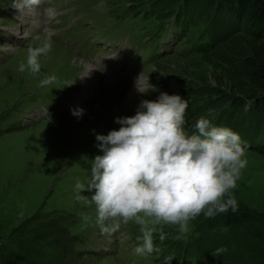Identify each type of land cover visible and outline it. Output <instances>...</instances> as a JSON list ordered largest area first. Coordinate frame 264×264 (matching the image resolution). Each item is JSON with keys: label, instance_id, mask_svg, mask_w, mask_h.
Segmentation results:
<instances>
[{"label": "rangeland", "instance_id": "rangeland-1", "mask_svg": "<svg viewBox=\"0 0 264 264\" xmlns=\"http://www.w3.org/2000/svg\"><path fill=\"white\" fill-rule=\"evenodd\" d=\"M218 1L44 0L39 8L24 13L13 7L14 0H0V264L7 257H19L24 264H203L198 253L187 251L193 241L208 237L204 225L211 218L203 213L189 222V231L181 239H177L178 226H158L153 240L159 252L140 256L134 252L142 243L140 226L130 222L111 236L102 234L91 193H80L89 202L77 199L76 183L87 185L92 160L103 155L96 135L118 130L116 118L134 116L141 101H155L162 92L187 100L189 134L204 117L240 135L247 165L231 190L236 210L221 214L237 216L248 228L264 232V120L255 124L263 131L255 133L250 127L254 119L245 118L252 110L264 117V91L243 75L230 77L221 55L229 51L231 40L241 42L245 35L226 4ZM141 3L148 15L135 7ZM47 7L57 12L50 23L43 11ZM142 13L144 26L158 30L152 43L143 33L128 39L130 30L120 31L127 16L135 23ZM217 15L226 19H220L223 23L216 28L213 49L201 51L204 43L191 49L212 38V17ZM75 16L83 19L77 28L91 27L95 32L106 28L108 38L100 29L83 34V44L66 42L67 47L62 38ZM46 25L56 35L52 50L40 57V73L18 71L26 63L27 50L42 44ZM113 25L115 30H110ZM91 41L99 42L101 51L75 54L76 46L84 50ZM147 51L154 54L143 61L141 53ZM85 63L98 67L102 75L109 73L111 79L92 83ZM141 73V86H149L147 78L152 85L146 94L136 90ZM51 75L57 77L56 83L41 86L40 81ZM85 78L91 81L87 94ZM79 109L83 114L73 115ZM172 246L177 247L171 252L164 249ZM243 253L245 261L226 264H260L247 250ZM210 259H205L206 264Z\"/></svg>", "mask_w": 264, "mask_h": 264}, {"label": "clouds", "instance_id": "clouds-1", "mask_svg": "<svg viewBox=\"0 0 264 264\" xmlns=\"http://www.w3.org/2000/svg\"><path fill=\"white\" fill-rule=\"evenodd\" d=\"M43 2L14 0L13 7L28 13ZM43 11L48 23L55 20L54 8ZM43 32L42 44L27 50L26 63H21L18 71L40 73V57L52 50V37L56 35L47 25ZM93 68L98 67H90L88 73ZM56 81L55 75L45 76L40 84L47 86ZM142 83L141 73L136 90L146 94L152 85L149 78L148 87H142ZM187 108V100L180 95L162 92L155 101H141L134 116L116 118L121 125L118 130L96 135L103 155L92 160L87 185H75L77 199L89 202L80 193H91L90 203L95 205L96 223L102 234L111 236L130 222L140 226L142 243L134 249L140 256L159 252L153 240L158 226H178L181 235L177 239H181L189 231V222L201 213L211 218L229 208L236 210L231 190L247 165L241 137L204 117L197 121L196 131L189 134L184 127ZM82 114L83 109L73 111L78 117ZM165 238L161 228L159 239Z\"/></svg>", "mask_w": 264, "mask_h": 264}, {"label": "trees", "instance_id": "trees-1", "mask_svg": "<svg viewBox=\"0 0 264 264\" xmlns=\"http://www.w3.org/2000/svg\"><path fill=\"white\" fill-rule=\"evenodd\" d=\"M218 2L226 4L229 15L231 14L232 19L236 18V22L242 25L243 28L240 31L245 35L241 42L231 40L229 51L221 55V59L227 63L230 77L234 79L239 75H243L245 78H250L252 82H256L259 91H264V0H219ZM169 11L167 12L169 13ZM217 17L218 15L216 18L212 17V20L216 22L218 19V22L213 21L215 27L213 28L212 38L200 45L201 51H210L217 43L216 28L218 29L220 23H223L220 19H226L224 16ZM231 35L225 39H229ZM255 113L252 110L245 114V118L254 119V124L250 126L252 132L260 133L263 130L256 127L255 124L261 125L264 117L257 116ZM197 120L196 117L194 121ZM237 126L242 131V126L240 124H237ZM246 141L251 142L250 140ZM260 147L263 146L260 145ZM261 220L264 223V217H261ZM204 226L209 228L208 237H199L191 245L188 244L190 246L187 248L188 252L198 253L201 257L199 261L203 264L208 263V260L205 261L207 257L211 258L210 264H226L233 260L245 261L242 258L244 250L250 252L254 258V263H262L264 259V232L262 230L248 228L237 216L232 217L230 214L221 213L211 217ZM217 249H223V251L218 252ZM174 254L172 253L173 259H175ZM248 260L251 259L248 258ZM251 263L242 262L241 264ZM1 264L24 263L19 257H7Z\"/></svg>", "mask_w": 264, "mask_h": 264}, {"label": "bare ground", "instance_id": "bare-ground-1", "mask_svg": "<svg viewBox=\"0 0 264 264\" xmlns=\"http://www.w3.org/2000/svg\"><path fill=\"white\" fill-rule=\"evenodd\" d=\"M54 46V45H53ZM60 55V54H59ZM85 72H86V74L87 75H89L88 77L91 79V81H92V83L93 82H96V81H99V80H102V79H104V80H106V81H108V80H110L111 78V75L109 74V73H105L104 75H102V74H100L99 72H97L96 71V69L95 68H93L89 73H88V71H89V68L90 67H92V65H90V64H87V63H85ZM83 70V71H84ZM84 72V73H85ZM85 74V75H86ZM90 81V82H91ZM85 85H84V88H85V94H87L88 93V91H89V89H90V82H88V80H87V78H85ZM74 102V101H73ZM75 104V103H74Z\"/></svg>", "mask_w": 264, "mask_h": 264}]
</instances>
